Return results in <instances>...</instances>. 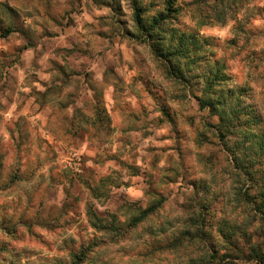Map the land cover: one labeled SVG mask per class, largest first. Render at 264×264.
I'll return each mask as SVG.
<instances>
[{"label":"rangeland","instance_id":"rangeland-1","mask_svg":"<svg viewBox=\"0 0 264 264\" xmlns=\"http://www.w3.org/2000/svg\"><path fill=\"white\" fill-rule=\"evenodd\" d=\"M226 14L180 16L209 40L194 76L222 63L264 128V0ZM137 34L128 0H0V264H66L79 247L85 264H200L224 252V224L261 241L199 77H168Z\"/></svg>","mask_w":264,"mask_h":264},{"label":"trees","instance_id":"trees-1","mask_svg":"<svg viewBox=\"0 0 264 264\" xmlns=\"http://www.w3.org/2000/svg\"><path fill=\"white\" fill-rule=\"evenodd\" d=\"M236 1L241 0H128L132 10V20L138 32L135 37L149 45L154 57L162 62L166 75L180 79L188 85L190 80L187 75L192 74L190 77H199L200 94L194 95L198 108L207 109L210 115L218 117V123L213 125L206 123V125L213 128V133L236 166L237 176L242 181L239 196L245 211L249 210V213L255 216L261 225L255 232L261 238L260 242L253 239L252 232L240 229L238 224L217 226L218 237L226 245L223 248L224 252L218 256V251L212 250L213 253L209 254V258L201 261L200 264H227L229 260L234 263L238 259H246L256 264L264 263V128L261 124L262 117L254 112L251 105L246 106L244 103L243 95L246 94V89H250L249 87L246 89L241 86L223 87L228 77L223 71L222 63L214 60L212 64L205 67L202 74L194 76L193 71H197L200 63L207 59L204 53L209 46V40L199 36L196 28L185 25L182 27L179 22L180 16L187 10L195 19L196 15L198 16L199 20H196L198 25L210 22L225 23L228 9ZM104 5L111 10H117V6H111L107 2ZM255 187L257 193L251 194V190ZM162 202L163 199L159 197L158 201L152 205L139 210L138 214L131 218L130 225L134 226L154 214ZM89 214L94 228L98 227V222L103 224L102 220L98 219L91 210ZM104 224L106 227L111 223L104 222ZM87 250V247H79L71 251L66 264L89 262L90 249L88 252ZM226 258L228 259L225 260Z\"/></svg>","mask_w":264,"mask_h":264}]
</instances>
